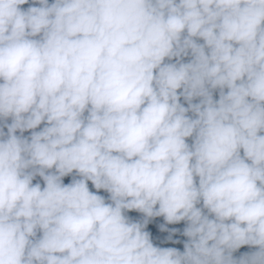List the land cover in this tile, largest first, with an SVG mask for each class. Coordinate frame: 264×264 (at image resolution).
<instances>
[{
	"label": "clouds",
	"instance_id": "1",
	"mask_svg": "<svg viewBox=\"0 0 264 264\" xmlns=\"http://www.w3.org/2000/svg\"><path fill=\"white\" fill-rule=\"evenodd\" d=\"M0 264H264V0H0Z\"/></svg>",
	"mask_w": 264,
	"mask_h": 264
},
{
	"label": "rangeland",
	"instance_id": "2",
	"mask_svg": "<svg viewBox=\"0 0 264 264\" xmlns=\"http://www.w3.org/2000/svg\"><path fill=\"white\" fill-rule=\"evenodd\" d=\"M51 2V0H49ZM21 7H27V5L21 6ZM187 59V58H185ZM28 133L26 132L25 135ZM71 177H64L63 182L67 183ZM36 179H39L38 177ZM33 182H36L35 180ZM41 184L43 182L41 181ZM89 184V189L90 191H96L95 189L92 188L91 182H88ZM99 194L107 196L106 193L103 192V190L100 191ZM128 216L132 218L139 219L142 214L137 213L135 211H131L126 213ZM164 224L163 217H154L150 219L149 223L145 226V230L150 233V238L152 239L153 243L157 246L161 247H176L178 249L183 248V241L186 239V237H183L180 232L172 233L173 240H177L179 242L177 243H172L170 240H166L165 237L169 234L167 231H160L159 225ZM184 226V222L181 221L178 224H165L166 229H171V228H177L181 229Z\"/></svg>",
	"mask_w": 264,
	"mask_h": 264
},
{
	"label": "trees",
	"instance_id": "3",
	"mask_svg": "<svg viewBox=\"0 0 264 264\" xmlns=\"http://www.w3.org/2000/svg\"><path fill=\"white\" fill-rule=\"evenodd\" d=\"M213 98L216 99L218 98V94L216 92L213 93ZM190 142V141H189ZM241 154H242V150H241ZM181 251L183 250L180 249ZM248 247L247 246H242L239 250H237V252L234 254V255H239L240 252H245V251H248Z\"/></svg>",
	"mask_w": 264,
	"mask_h": 264
}]
</instances>
